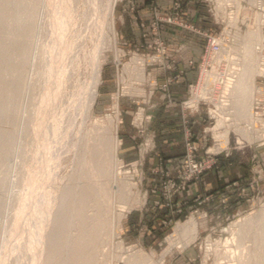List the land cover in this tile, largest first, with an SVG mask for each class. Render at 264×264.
Wrapping results in <instances>:
<instances>
[{"label": "rangeland", "instance_id": "1", "mask_svg": "<svg viewBox=\"0 0 264 264\" xmlns=\"http://www.w3.org/2000/svg\"><path fill=\"white\" fill-rule=\"evenodd\" d=\"M195 1L198 25L185 19L186 0L165 14L161 0H0V264H264V175L253 152L264 129L251 118L264 97V20L254 21L264 0L263 10L259 0ZM164 25L202 43V59L188 64L197 70L189 104L207 125L190 137L209 168L192 180L182 170L187 130L182 155L167 162L146 109L152 71L172 70ZM208 37L218 54L206 53ZM244 71L253 90L239 99L227 80ZM220 158L247 162L249 176L190 195Z\"/></svg>", "mask_w": 264, "mask_h": 264}, {"label": "crops", "instance_id": "2", "mask_svg": "<svg viewBox=\"0 0 264 264\" xmlns=\"http://www.w3.org/2000/svg\"><path fill=\"white\" fill-rule=\"evenodd\" d=\"M186 9L183 12L185 19L195 25L200 24L197 13L201 8L195 0H186ZM162 14L170 8L171 0H161ZM202 24V23H201ZM163 39L167 47V55L172 61L171 71L154 69L151 88L153 93L149 97L147 111L151 113V128L155 129V143L157 148L166 157L167 162L175 163L183 153V131L186 126L201 133L207 125V119L201 111L194 107L188 109L183 106L189 98L187 88L197 81V70L189 67L190 61L198 63L202 52V43L192 30H184L171 25L162 26ZM183 71L178 80L167 84L166 80L171 74ZM166 83V86H162ZM201 146L200 140L197 141ZM257 153L256 163L262 168L264 175V148L253 151ZM221 164L218 168L202 176L199 180L192 182L187 187L190 195L210 196L231 181H241L249 176L250 165L245 161L233 158H220Z\"/></svg>", "mask_w": 264, "mask_h": 264}, {"label": "built area", "instance_id": "3", "mask_svg": "<svg viewBox=\"0 0 264 264\" xmlns=\"http://www.w3.org/2000/svg\"><path fill=\"white\" fill-rule=\"evenodd\" d=\"M167 22H170V20H168ZM206 53L211 54V55H215L218 54L220 51V45L219 43L216 41L215 38H211L208 37V44H207V48H206ZM163 57V58H162ZM160 60L162 62L165 61V56L163 55ZM202 59V57L200 58ZM159 60V62H160ZM192 62H190L191 64ZM195 84L190 85L189 86V98L185 101L182 102L183 106H185L186 108L190 109L192 107H194L193 105H190V99L193 96L191 90H193ZM202 102H198L196 104V106L198 104H200ZM203 104V103H202ZM195 106V107H196ZM254 111H253V121L256 120L257 126L253 125V128H258L260 130L264 129V97L260 98L257 97L254 100ZM185 130H187V133L185 132L184 134V146H185V155H184V161H183V166H182V170L184 172L185 178L192 180V179H196L199 177V175H201L203 172H205L206 169H208V165L205 164H201L200 162H197L194 156V153L196 152V147L195 145H193V143L191 142V133H190V127L186 126Z\"/></svg>", "mask_w": 264, "mask_h": 264}, {"label": "bare ground", "instance_id": "4", "mask_svg": "<svg viewBox=\"0 0 264 264\" xmlns=\"http://www.w3.org/2000/svg\"><path fill=\"white\" fill-rule=\"evenodd\" d=\"M261 0H259V2L257 1V3H258V6H259V9L260 10H263V6H262V2H260ZM110 9H111V6L108 8V11H110ZM262 20H264V14L263 13H259V14H257V15H255V18H254V21H255V23L258 25V24H260V26H261V22L260 21H262ZM111 25V24H110ZM111 28V27H110ZM59 30V29H58ZM250 35V37H252V38H257L258 36L260 37V34L259 33H250L249 34ZM59 37V40H60V35L58 36ZM245 49H247V50H249L250 51V49H252L253 47H251V46H248V45H246L245 47H244ZM58 52L57 53H55L52 57H51V59H57L58 61H57V66H56V68L54 69V68H52V71L49 73V75L48 76H50V80L52 79L51 78V74L52 75H54V77H53V79L56 77V75L58 74V73H60L61 72V66H62V50H64V46H58ZM58 55V56H57ZM56 56V57H55ZM52 62V61H51ZM51 67H52V63H51ZM250 68H252V67H250ZM212 75V74H211ZM247 75H251L250 73H246L245 71L243 72V73H239L234 79H231V78H229L227 81H228V84H227V87L228 88H232V87H234L235 88V90H238V92L239 91H243L242 92V94H240L239 95V99H240V97H241V95H243V93H244V90L245 89H248L249 91H252L253 90V88H252V86H251V83H252V79L249 77V76H247ZM97 77H98V71H97ZM208 78L210 79H212L213 78V75L212 76H210L209 75V73H208ZM50 83L51 84H53L52 83V80L50 81ZM51 84H50V86H51ZM96 87H94L93 86V88H91V90H92V94H93V96L95 95V93H96V89H95ZM48 93V92H47ZM196 99V100H195ZM200 99V97H198V96H195L194 97V99L193 100H195V101H197V100H199ZM228 100H223L222 102L223 103H221L220 101H218L217 100V106L219 107V109H222V108H224V106H228L229 104H228V102H227ZM218 102H220V103H218ZM242 104H244V102H243V97H242V102H240V105H242ZM245 106V105H244ZM245 108V107H244ZM246 109V108H245ZM243 114H245V116H248V114L246 113V112H242V115ZM248 118V117H247ZM251 118H252V116H251ZM251 121H252V119H251ZM41 132V131H40ZM45 161V160H44ZM188 221H191V220H188ZM188 223V222H187ZM189 225V224H188ZM189 227H184L183 228V231H186L187 229H188ZM34 234V233H33ZM32 234V235H33ZM263 234H264V226H263ZM262 240H264V235H263V239ZM263 242V241H262ZM34 247H35V245H34ZM236 255V254H235ZM34 261H36V259L34 260Z\"/></svg>", "mask_w": 264, "mask_h": 264}]
</instances>
